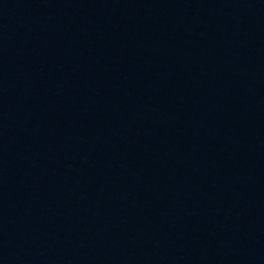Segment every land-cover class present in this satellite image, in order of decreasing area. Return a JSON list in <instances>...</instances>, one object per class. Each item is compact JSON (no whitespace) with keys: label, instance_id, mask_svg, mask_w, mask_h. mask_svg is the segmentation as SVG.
<instances>
[{"label":"water","instance_id":"1","mask_svg":"<svg viewBox=\"0 0 264 264\" xmlns=\"http://www.w3.org/2000/svg\"><path fill=\"white\" fill-rule=\"evenodd\" d=\"M232 138L264 198V0H176Z\"/></svg>","mask_w":264,"mask_h":264}]
</instances>
